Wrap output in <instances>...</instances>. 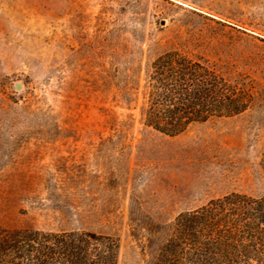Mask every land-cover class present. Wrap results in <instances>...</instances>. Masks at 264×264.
I'll list each match as a JSON object with an SVG mask.
<instances>
[{
    "label": "rangeland",
    "instance_id": "374dc122",
    "mask_svg": "<svg viewBox=\"0 0 264 264\" xmlns=\"http://www.w3.org/2000/svg\"><path fill=\"white\" fill-rule=\"evenodd\" d=\"M171 50L252 83V108L146 127ZM230 193H264V0H0L2 227L113 236L118 264H152L181 213Z\"/></svg>",
    "mask_w": 264,
    "mask_h": 264
},
{
    "label": "trees",
    "instance_id": "16d2710c",
    "mask_svg": "<svg viewBox=\"0 0 264 264\" xmlns=\"http://www.w3.org/2000/svg\"><path fill=\"white\" fill-rule=\"evenodd\" d=\"M253 84L224 65L178 50L147 71L146 127L169 137L252 108ZM120 240L91 231L47 232L0 225V264H118ZM152 264H264V193H230L181 213Z\"/></svg>",
    "mask_w": 264,
    "mask_h": 264
},
{
    "label": "water",
    "instance_id": "95a60500",
    "mask_svg": "<svg viewBox=\"0 0 264 264\" xmlns=\"http://www.w3.org/2000/svg\"><path fill=\"white\" fill-rule=\"evenodd\" d=\"M17 88L19 89L20 88V85H17Z\"/></svg>",
    "mask_w": 264,
    "mask_h": 264
}]
</instances>
